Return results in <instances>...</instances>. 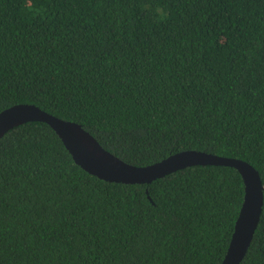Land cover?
Returning <instances> with one entry per match:
<instances>
[{"label": "trees", "instance_id": "1", "mask_svg": "<svg viewBox=\"0 0 264 264\" xmlns=\"http://www.w3.org/2000/svg\"><path fill=\"white\" fill-rule=\"evenodd\" d=\"M17 104L133 166L251 165L263 205L240 264H264V0H0V112ZM244 194L220 165L104 181L26 122L0 138V264H220Z\"/></svg>", "mask_w": 264, "mask_h": 264}, {"label": "water", "instance_id": "2", "mask_svg": "<svg viewBox=\"0 0 264 264\" xmlns=\"http://www.w3.org/2000/svg\"><path fill=\"white\" fill-rule=\"evenodd\" d=\"M43 122L62 141L76 165L92 176L108 182L150 184L174 171L197 165H220L236 169L244 182V200L234 231L220 264H240L257 228L263 205L259 173L249 164L201 151H182L149 166L127 164L102 148L80 125L55 117L35 105L17 104L0 112V138L26 122Z\"/></svg>", "mask_w": 264, "mask_h": 264}]
</instances>
